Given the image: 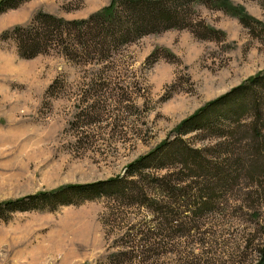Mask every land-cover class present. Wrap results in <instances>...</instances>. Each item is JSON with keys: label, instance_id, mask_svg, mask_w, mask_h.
Listing matches in <instances>:
<instances>
[{"label": "rangeland", "instance_id": "1", "mask_svg": "<svg viewBox=\"0 0 264 264\" xmlns=\"http://www.w3.org/2000/svg\"><path fill=\"white\" fill-rule=\"evenodd\" d=\"M111 2L30 0L0 14V203L124 177L206 104L264 73V0H184L182 28L113 46L104 60L60 43L20 57L14 28L39 14L88 19ZM262 87L256 102L245 97L235 114L221 107L212 127L182 137L205 168L168 159L114 196L53 211L0 209V264H259ZM179 146L164 154L178 158Z\"/></svg>", "mask_w": 264, "mask_h": 264}, {"label": "trees", "instance_id": "2", "mask_svg": "<svg viewBox=\"0 0 264 264\" xmlns=\"http://www.w3.org/2000/svg\"><path fill=\"white\" fill-rule=\"evenodd\" d=\"M28 1L30 0H1L0 14L16 9ZM183 6L184 0H112L108 7L90 15L88 19L78 21H67L49 14H39L34 18L33 23L25 27L14 28L12 36L19 44L20 57L24 59H31L38 54L45 53L49 47L60 43L81 46L85 53L88 52L86 49L93 48L90 51L92 55L99 53L101 60H104L113 46H125L147 35L182 28L184 26L182 24L184 19L181 17ZM235 16L241 20L242 24L249 26L248 20L251 18L244 12L237 11ZM72 52V49H67L66 56L71 58L74 56ZM262 86H264V73L206 104L181 123L176 131L177 137L173 141H166L156 150L131 164L124 177L91 184L66 185L54 191L40 192L2 202L0 209L4 208L9 213L53 211L61 206L80 205L86 201L96 200L105 196L104 194L107 197L114 196L115 188L121 186L127 179L141 174L145 169L150 168L152 163L158 161L179 160L184 170V163L188 166L192 158L193 168H205L197 164V158L202 159L201 151L190 149L187 145L184 146L182 137L212 127L217 117L215 113L221 107L226 108L227 114L238 113L247 106L245 97L249 100H257L253 93L257 88H263ZM174 146L180 147V152L176 153L179 155L178 158L169 156L171 152L164 154ZM184 156L186 162H184ZM160 166L159 168H165V165ZM123 193L126 195V192ZM143 195L146 196V194ZM146 200L148 201V198ZM147 201L137 202L140 206H144ZM206 204L208 203L204 205ZM259 264H264V258Z\"/></svg>", "mask_w": 264, "mask_h": 264}]
</instances>
